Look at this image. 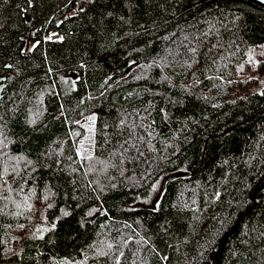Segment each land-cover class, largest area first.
<instances>
[{
    "label": "trees",
    "instance_id": "1",
    "mask_svg": "<svg viewBox=\"0 0 264 264\" xmlns=\"http://www.w3.org/2000/svg\"><path fill=\"white\" fill-rule=\"evenodd\" d=\"M254 50L256 0H0V264H264Z\"/></svg>",
    "mask_w": 264,
    "mask_h": 264
},
{
    "label": "rangeland",
    "instance_id": "2",
    "mask_svg": "<svg viewBox=\"0 0 264 264\" xmlns=\"http://www.w3.org/2000/svg\"><path fill=\"white\" fill-rule=\"evenodd\" d=\"M52 39L60 38L58 33H54L51 35ZM264 60L262 54L258 53V50H254L249 52L246 61L243 64L242 69V77H252L256 78L255 82L251 84L250 89H254L256 91H261L264 87V64L260 65V61ZM161 185L157 187L156 193L154 195L153 200H151L148 205L152 206L157 201V197L160 193ZM100 211L98 210L97 213Z\"/></svg>",
    "mask_w": 264,
    "mask_h": 264
},
{
    "label": "water",
    "instance_id": "3",
    "mask_svg": "<svg viewBox=\"0 0 264 264\" xmlns=\"http://www.w3.org/2000/svg\"><path fill=\"white\" fill-rule=\"evenodd\" d=\"M256 1L264 5V0H256ZM5 87H6V77H0V100L2 98ZM262 190H264V182L256 189V191L253 194V198H254L253 207H255L258 204V199L256 198V195Z\"/></svg>",
    "mask_w": 264,
    "mask_h": 264
}]
</instances>
